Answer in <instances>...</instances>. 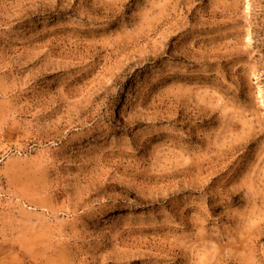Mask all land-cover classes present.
<instances>
[{
	"label": "rangeland",
	"instance_id": "374dc122",
	"mask_svg": "<svg viewBox=\"0 0 264 264\" xmlns=\"http://www.w3.org/2000/svg\"><path fill=\"white\" fill-rule=\"evenodd\" d=\"M0 264H264V0H0Z\"/></svg>",
	"mask_w": 264,
	"mask_h": 264
}]
</instances>
